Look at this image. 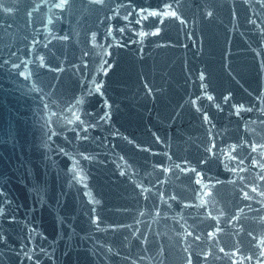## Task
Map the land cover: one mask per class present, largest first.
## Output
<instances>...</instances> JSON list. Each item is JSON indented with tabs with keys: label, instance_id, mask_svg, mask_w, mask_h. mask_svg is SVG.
Masks as SVG:
<instances>
[{
	"label": "water",
	"instance_id": "obj_1",
	"mask_svg": "<svg viewBox=\"0 0 264 264\" xmlns=\"http://www.w3.org/2000/svg\"><path fill=\"white\" fill-rule=\"evenodd\" d=\"M0 264H264V0H0Z\"/></svg>",
	"mask_w": 264,
	"mask_h": 264
}]
</instances>
